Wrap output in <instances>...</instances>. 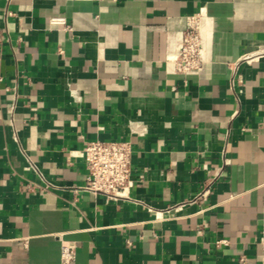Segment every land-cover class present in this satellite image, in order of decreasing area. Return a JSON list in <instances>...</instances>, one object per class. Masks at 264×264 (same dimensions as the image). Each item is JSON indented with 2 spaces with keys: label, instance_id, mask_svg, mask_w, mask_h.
Masks as SVG:
<instances>
[{
  "label": "crops",
  "instance_id": "crops-1",
  "mask_svg": "<svg viewBox=\"0 0 264 264\" xmlns=\"http://www.w3.org/2000/svg\"><path fill=\"white\" fill-rule=\"evenodd\" d=\"M0 36V264H264V0H0ZM92 141L126 197L82 190Z\"/></svg>",
  "mask_w": 264,
  "mask_h": 264
},
{
  "label": "built area",
  "instance_id": "built-area-1",
  "mask_svg": "<svg viewBox=\"0 0 264 264\" xmlns=\"http://www.w3.org/2000/svg\"><path fill=\"white\" fill-rule=\"evenodd\" d=\"M201 15L187 18L186 28L182 32L181 49L178 55L169 58L181 74H195L202 70L201 59L202 28ZM53 25H63L71 30L63 18L53 19ZM2 36H0V41ZM264 57V55H262ZM254 56H245L242 61L250 62ZM86 164L87 182L82 190L93 195L109 198L126 197L132 183V145L127 141L87 142L77 154ZM226 243L220 241L218 244ZM75 259V246L70 243L61 245V264H72Z\"/></svg>",
  "mask_w": 264,
  "mask_h": 264
}]
</instances>
